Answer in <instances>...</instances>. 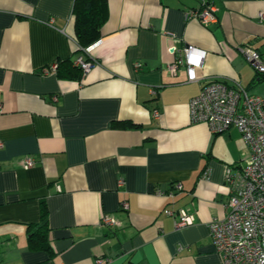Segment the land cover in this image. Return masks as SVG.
Listing matches in <instances>:
<instances>
[{
  "label": "crops",
  "instance_id": "obj_1",
  "mask_svg": "<svg viewBox=\"0 0 264 264\" xmlns=\"http://www.w3.org/2000/svg\"><path fill=\"white\" fill-rule=\"evenodd\" d=\"M201 2L217 23L186 18ZM72 5L0 0V264H222L209 223L226 213L227 169L250 151L235 127L192 122L189 100L210 79L260 82L237 47L264 50V0H107L84 51ZM187 46L201 60L192 81L168 67ZM78 48L97 64L59 78L53 65ZM41 203L47 250L28 243ZM164 209L193 221L175 229Z\"/></svg>",
  "mask_w": 264,
  "mask_h": 264
},
{
  "label": "built area",
  "instance_id": "obj_2",
  "mask_svg": "<svg viewBox=\"0 0 264 264\" xmlns=\"http://www.w3.org/2000/svg\"><path fill=\"white\" fill-rule=\"evenodd\" d=\"M185 16L206 27L218 22L214 7L206 2L188 9ZM258 17L264 19V11L259 12ZM168 50L175 53L177 49L170 45ZM193 50L187 46L183 50L184 58L178 57L168 66L174 71L179 64L186 65L188 81L197 79L194 67L201 61L190 58ZM237 50L253 68L256 80L264 81V50L247 43L238 46ZM73 63L81 69L82 75L97 64L95 59L86 58L83 52ZM53 99L56 100V96ZM154 116L158 113L154 112ZM189 116L192 122H204L213 133L235 127L247 144L250 154L245 164L227 169L230 192L226 213L222 218L211 220L209 232L222 264H264V95L249 93L237 80L210 79L198 94L190 98ZM32 163L30 158L24 160L25 167ZM181 187V184H175L176 190ZM163 211L174 216L175 229L193 221V217L183 210L176 213L168 209ZM100 223L118 225V221L110 216H104Z\"/></svg>",
  "mask_w": 264,
  "mask_h": 264
},
{
  "label": "trees",
  "instance_id": "obj_3",
  "mask_svg": "<svg viewBox=\"0 0 264 264\" xmlns=\"http://www.w3.org/2000/svg\"><path fill=\"white\" fill-rule=\"evenodd\" d=\"M72 16L74 19L75 40L79 48L85 50V47L96 41L100 36V28L107 17V0H73ZM79 48L77 54L81 53ZM73 61L70 58L58 61L56 75L59 78L79 79L82 72L78 66L74 65ZM254 77L257 79L256 74ZM47 220L46 206L41 203L40 223L35 230H31L30 227L28 230V243L30 246H40L45 250L48 249V243L45 242L48 230ZM126 264L132 263L127 262Z\"/></svg>",
  "mask_w": 264,
  "mask_h": 264
},
{
  "label": "rangeland",
  "instance_id": "obj_4",
  "mask_svg": "<svg viewBox=\"0 0 264 264\" xmlns=\"http://www.w3.org/2000/svg\"><path fill=\"white\" fill-rule=\"evenodd\" d=\"M252 70H253V68H252ZM248 92L251 93V94L252 93L264 94V81H260V82L256 83L254 87H251L250 89H248Z\"/></svg>",
  "mask_w": 264,
  "mask_h": 264
}]
</instances>
